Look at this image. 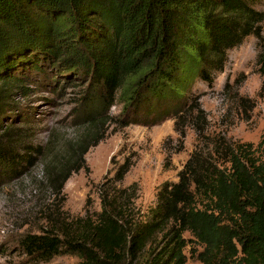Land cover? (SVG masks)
<instances>
[{"label":"trees","instance_id":"obj_1","mask_svg":"<svg viewBox=\"0 0 264 264\" xmlns=\"http://www.w3.org/2000/svg\"><path fill=\"white\" fill-rule=\"evenodd\" d=\"M258 1L0 0V176L41 152L16 144L18 129L4 126L29 86L55 81L52 72L82 79L88 123L118 101L135 119L127 124L190 114L200 110L197 82L212 86L229 50L261 36ZM262 63L264 76V56ZM219 139L214 155L193 153L178 181L161 185L146 215L135 191L127 193L136 184L104 191L100 211L54 218L42 233L25 235V252L44 262L71 254L79 264H186L190 246L202 264H264V131L257 144ZM83 166L67 169L57 190ZM129 169L127 161L114 180Z\"/></svg>","mask_w":264,"mask_h":264},{"label":"rangeland","instance_id":"obj_2","mask_svg":"<svg viewBox=\"0 0 264 264\" xmlns=\"http://www.w3.org/2000/svg\"><path fill=\"white\" fill-rule=\"evenodd\" d=\"M255 7L264 12V0ZM263 56L264 22L260 37L249 35L229 50L212 86L197 82L200 110L159 121L146 118L127 124L134 118L118 101L88 123L82 113V79L52 72L56 83L48 79L29 86L30 96L14 98L18 110L4 119V126L18 129L16 144L28 142L41 152L33 164L0 176V264H79L80 258L71 254L39 261L25 252L21 240L50 228L51 219L100 211L104 191L114 194L132 184L136 186L127 193L135 191L134 205L146 215L156 205L161 185L178 181L193 153L210 158L219 138L257 144L264 131ZM82 161L83 168L73 172L59 192L61 176ZM127 161L129 171L115 181L117 169ZM184 236L193 239L190 232ZM185 253L186 264H202L191 257L190 246Z\"/></svg>","mask_w":264,"mask_h":264}]
</instances>
